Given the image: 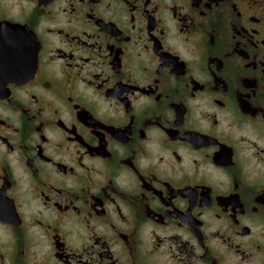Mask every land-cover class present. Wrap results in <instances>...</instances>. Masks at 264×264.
<instances>
[{
	"label": "flooded vegetation",
	"instance_id": "1",
	"mask_svg": "<svg viewBox=\"0 0 264 264\" xmlns=\"http://www.w3.org/2000/svg\"><path fill=\"white\" fill-rule=\"evenodd\" d=\"M0 264H264V0H0Z\"/></svg>",
	"mask_w": 264,
	"mask_h": 264
}]
</instances>
